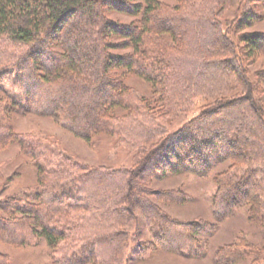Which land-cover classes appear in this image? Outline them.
I'll list each match as a JSON object with an SVG mask.
<instances>
[{
	"label": "trees",
	"instance_id": "trees-1",
	"mask_svg": "<svg viewBox=\"0 0 264 264\" xmlns=\"http://www.w3.org/2000/svg\"><path fill=\"white\" fill-rule=\"evenodd\" d=\"M126 1H132L125 8L136 20L122 25L106 18L107 12L114 9L110 0H0V39L23 48L20 53L24 55L14 62L12 83L19 81L21 87L27 83L24 99L44 86V96L52 98V105L60 109L76 135L88 141L95 134H115L129 140L136 149L133 171L102 167L91 172L68 161L47 159L37 168L38 190L0 201V242L22 245L43 237L51 249L53 264H123L128 227L136 208L126 206L134 202L137 192H145V187L135 185L143 170L158 176L156 171L175 174L183 167L205 176L217 162L230 161L214 178L212 204L220 210L217 217L225 218L246 206L248 219L264 232L263 100L259 103L253 99V82L241 65L230 70L225 65L229 55H235V43L223 34L222 24L210 16L190 29L184 43L183 33H177L172 22V17H177L159 0ZM210 2L225 7L237 0ZM164 11L168 14L162 16ZM178 20L184 23L182 18ZM191 38L200 51L194 50ZM239 41H244L247 53L254 54L258 48L247 36H240ZM110 49L125 52L111 54ZM40 54L50 62L40 63ZM131 73L148 79L160 95L157 113L148 107L157 104L158 98L153 102L144 100L142 104L147 106L139 108L125 97L129 91L122 79ZM188 74L200 81H186L184 76ZM235 80L242 86V96L232 86ZM228 91L234 92L233 96L221 95L174 131H167L155 120L157 114L177 116L194 92ZM69 95L80 99L78 107L58 106ZM123 108L126 111L120 114ZM15 141L29 151L40 147L31 136H18L8 124H2L0 145ZM251 151L254 155L247 159L245 154ZM96 173L114 179L116 186L101 205H93L92 199L84 200L77 194ZM60 191L71 200L50 203L51 194L54 192L57 198ZM137 200L140 211L156 230L155 236L166 244L155 241L157 246L182 252L185 241L186 245L196 244L194 235L199 231L193 224L171 219L146 200ZM107 212H111L110 217ZM41 217L61 226H49ZM255 246L239 237L220 247L216 260L232 264L247 252L254 253ZM108 249L110 254L102 257ZM8 260V255L0 251V264Z\"/></svg>",
	"mask_w": 264,
	"mask_h": 264
},
{
	"label": "rangeland",
	"instance_id": "rangeland-1",
	"mask_svg": "<svg viewBox=\"0 0 264 264\" xmlns=\"http://www.w3.org/2000/svg\"><path fill=\"white\" fill-rule=\"evenodd\" d=\"M110 1L114 9L106 14L109 21L127 25L136 20L126 12L125 8L132 1ZM159 1L163 7L169 9L168 12L177 17V20L172 17V22L178 30L177 33L180 35L183 33L184 43L187 42L190 29H193L196 23L204 20L205 17L210 16L222 24L223 34L233 40L234 47H236L235 55H229L225 65L228 70L232 66L239 67V65L244 68L246 75L253 82V99L259 103L260 100H263L261 106L264 110V0H237L236 4L225 7L212 4L210 0ZM165 13L167 11L162 12V16ZM179 17L184 21L183 24L179 22ZM228 22L231 24L230 27H228ZM239 34L256 42L258 48L254 54L247 53L249 49L247 50L244 46V41H239ZM192 40L195 43L194 50L200 51L198 43L194 38ZM213 44L216 45L215 42ZM22 50V47L0 39V126L8 124L14 134L31 136L35 142L40 144V147L33 151L25 150L17 141L0 145V201L38 190L37 168L40 164L45 165L47 159L50 160V158L77 164L91 172L95 171V168L102 167L115 170H135L136 149L133 148L129 140L125 141L122 136L118 137L115 134L99 133L92 135L86 141L76 135L71 124L63 119L60 109H56V106L52 105V98L44 96L46 91L44 86H41L40 90H36V94L33 93L29 99H24L23 94L27 83L23 87L19 81L17 84L12 83L16 69L13 67L14 62L19 60V56L24 55L20 53ZM109 52L117 54L125 52V50L110 49ZM40 56V63L42 61L50 62L44 60L42 54ZM179 68L183 71L181 66ZM215 78L220 77L215 76ZM184 79L193 84L200 81L199 78L192 77L190 74L184 76ZM122 80L128 86L129 92H126L125 97L131 101L132 106L141 108L147 106L142 104L144 100L148 99L153 102L158 98L157 104L151 103L148 107L155 113L158 112L160 95L154 91L155 88L148 79L131 73L126 74ZM232 86L237 88V94L241 96L244 94L243 91H240L242 86L237 80ZM233 93L230 91L218 94L194 92L187 99V103L180 108L177 116L157 114L158 117H155V120L161 123L167 131H174L194 119L205 106L213 105L212 103L221 95L231 97ZM79 102L80 99L69 95L58 106L64 104L77 108ZM51 106H54V109ZM124 111H126L124 108L120 110V114H123ZM89 121L91 122V118ZM245 155L247 159H252L254 153L251 151ZM229 164L230 161L217 162L205 176H198L183 167L181 168L183 171L175 174L170 170L164 174L156 171L158 176L151 175L150 170L138 173L135 185L139 188L143 186L146 189L144 193L137 192L134 202L130 205L126 206L125 201L123 203L126 208L134 206L136 208L132 210L135 217L128 227V246L124 252L122 263L219 264L216 260L219 248L232 244L240 237L251 242L254 246L256 245L257 249L249 255L247 252L242 259H238L232 264H264V232L258 224H254L248 219L247 207L241 206L232 215L225 218L217 217L220 210L217 211L213 207L212 200L216 192L214 178ZM94 176L95 178L89 179L86 183L84 191H78L77 194L84 200L92 199L93 205H101V201L113 193L116 187L115 180L105 178L98 173ZM60 192L61 194L57 198L54 192L51 194L50 203L54 200L57 202L64 199L71 200L64 191ZM130 196L133 195L130 194ZM135 197L151 203L171 219L193 224L199 231V234L194 235L196 244L186 245V241L185 244H182V252L190 251L192 253L182 254V252L169 251L157 246L155 241L162 244L165 242L161 237L155 236L156 230H153L151 223L147 222L145 215L140 211V202ZM106 216L110 217L111 212H107ZM30 219L31 222L32 217ZM41 219L49 226L58 228L61 226V224L50 222L44 217ZM241 249L246 252V249ZM0 251L8 255L7 264H53L51 249L43 237L34 238L31 242L22 245L0 242ZM92 251L95 252L94 249ZM109 254L110 249L104 252L102 257L107 258ZM223 259L226 260L227 256H223ZM65 263L66 261H62V264Z\"/></svg>",
	"mask_w": 264,
	"mask_h": 264
}]
</instances>
